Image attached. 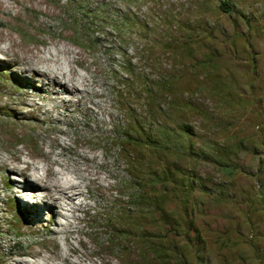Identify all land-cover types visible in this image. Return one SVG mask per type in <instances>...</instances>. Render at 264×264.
Instances as JSON below:
<instances>
[{
  "label": "rangeland",
  "instance_id": "374dc122",
  "mask_svg": "<svg viewBox=\"0 0 264 264\" xmlns=\"http://www.w3.org/2000/svg\"><path fill=\"white\" fill-rule=\"evenodd\" d=\"M225 4L228 12L220 9ZM2 34L35 49V62L50 52L62 60L55 67L68 71L69 61L78 59L76 85L89 80L101 94L86 96L79 107L80 96H73L69 112L61 101H38L49 115L30 113L42 123L31 118L17 137L0 140V160L10 158L2 150H12V141L38 151L43 141L32 138L39 124L53 159L62 153L76 177L84 174L75 161L99 176L101 191L83 182L92 208L78 212L82 223L75 231L83 233L69 243L80 256L98 264L133 253L142 264H264V0H0ZM10 46L0 37V119L13 122L16 117L3 112L21 99L26 80L33 83L25 91L45 96L61 87L12 63ZM21 73L24 81L16 77ZM138 123L143 139L157 145L121 152L116 143ZM149 168L171 175L155 205L142 198ZM36 176L27 171L24 191L16 172L0 171V264H43L24 254L30 250L57 255L61 260L48 263L63 264L68 242L59 234L60 220L35 195ZM27 207L33 231L20 226ZM129 207L132 220L126 221L119 214ZM167 223L175 231L170 235Z\"/></svg>",
  "mask_w": 264,
  "mask_h": 264
},
{
  "label": "bare ground",
  "instance_id": "6f19581e",
  "mask_svg": "<svg viewBox=\"0 0 264 264\" xmlns=\"http://www.w3.org/2000/svg\"><path fill=\"white\" fill-rule=\"evenodd\" d=\"M0 37L5 38V40L9 41L11 44L10 49L13 52V56L16 58V60L13 61L12 63L17 64L19 66L28 67L29 71L33 73V76L35 78H38L40 80L47 79L49 86L57 85L61 87V91L58 90V92H50L49 96H45L42 91L39 93L25 91V89L30 90L29 88H32L31 84L33 83L29 80H26L24 82V85L26 86L22 85L20 88V89H23L20 94L21 99L16 100V102L11 103L10 107H8V111L3 112L8 116H15L16 120L11 122L8 119H0V140H3V138L7 135L13 136L14 138L17 137V134L20 131L18 129L19 126L26 123V121L30 120L31 118L38 120V118H36L30 112H41L45 116L49 115L50 112L43 111V107L42 105L38 103V101H51V102L61 101V103L64 104V110L66 112H69V107L72 103L71 98L75 95L80 96V100L78 102L77 107L80 106L83 99L88 95H94V97H97V98L101 97L100 93H97L94 91L95 89L90 84L89 80L88 81L84 80V82H82L80 87H83V89L78 87L79 85L78 83H76L77 74H76V71L73 69L74 67H72V64L74 62L76 63L78 59L75 58L73 61L71 62L69 61V63L67 64L69 67L68 71L65 70L66 68L57 69L55 66L56 65L60 66V63L62 60L60 61V59H56V57L50 52H48L49 57L47 58L44 57L45 59L40 60V61L38 60V62H35V60H33V58L35 57V52H34L35 49H33L31 46L25 45L23 43H19L12 36L9 37V36H5L2 34L0 35ZM61 53H59V55ZM66 53L69 54V51L63 52V54L65 55ZM80 55L76 54V57L84 56L83 54L82 56ZM34 59L37 60L36 57ZM84 63H86V61ZM39 65H41L42 67H39ZM53 66L55 68H53ZM16 77L21 79L22 81L25 80L22 73L20 76L17 75ZM70 85L72 86V89L69 88ZM22 109L26 110V116L24 117L20 116L19 114L20 112H18V110H22ZM53 110H56L55 106ZM87 112L90 113V115L94 114L92 109L91 110L88 109ZM67 116L70 117L71 114ZM38 121H39V124L42 123L40 120ZM39 124L38 126L35 127V132H34L32 139H34L35 141L38 138L42 139L43 143H42V147L40 148V150L35 151L31 149L30 147H29L30 150L25 147L23 149H18L16 146L20 143V141H12V143L10 144L12 150H9V149L2 150V152H4V154L9 155L10 158L0 160V171L4 169H8L10 171L16 172L21 178H23V181L21 183L22 187L20 188L23 189L24 191L27 190V188L29 187L28 186L29 183H27L28 181L26 180L27 171L32 170L36 173L37 185L35 187V192H36L35 195H37V197L41 199L42 202L44 203L43 205L44 211L53 214L55 217V221L57 223H58L57 220H60V223L58 224L60 225V227L63 228V230L59 234L64 236L66 241L68 242V245L66 246L67 253H65V256L63 255L62 257L63 264H98L97 262H93L87 256H80L79 250L69 243H70V238H72L76 234L83 233V231L80 229L78 231H75V229L79 228L78 225L82 223V219H80L77 216L78 212L88 213L90 209L92 208V206H90L88 202H85V195L82 191L83 182L85 180L90 181L94 189L98 191H101L103 189V185L100 181L99 176L94 175L93 172L90 170V167H88V164L85 163L84 161H83V164L79 161L74 162L75 167L77 168V172L78 173L81 172L84 174L83 177H76V175L74 176L73 172L72 173L70 172L71 169L69 170L66 167L64 161L62 160L63 158L62 153L61 155L57 154L59 159H53L54 151L46 152L44 149L47 146L48 139H44L43 136L40 134ZM73 153L75 155L77 154L79 155L77 151H74ZM82 157L86 162L91 161L87 157H84V156ZM14 164H16L15 168L11 169L12 165ZM56 167L62 168L63 169L62 172H59L58 170H56ZM33 202L35 204L33 206H37V202L36 201H33ZM31 209L28 207L22 209V215H24V217L21 216V220L19 221H21V224H22V225L20 224L21 228L25 226V230L27 229V230L33 231L35 227L33 226L32 221H35V220L32 215L33 210ZM57 210H60L61 213L57 214ZM39 221H40L39 222L40 225L44 224V221L42 220V218H40ZM62 221H64L65 223H63ZM54 236L56 237V235ZM53 239H54L53 242H56L57 244V239L56 238H53ZM78 242L81 244V246L84 249H88L89 246L87 242H85L83 239H78ZM32 246L33 248H35V246L37 245L34 243ZM68 252L72 254H76L77 258H74L72 254H68ZM24 254L32 258L34 261L36 260L41 261L43 264H49L48 259L49 261L51 260L52 262L61 260L59 256L57 255L51 256V257L49 256L44 257L41 252H31V250L28 252H24ZM9 264H25V263H21L15 260V262L11 261L9 262ZM32 264H37V263H32ZM102 264H142V263L137 261L136 256L133 253L131 255L127 254L126 257L122 258L121 261L117 263L113 262L110 258L103 257Z\"/></svg>",
  "mask_w": 264,
  "mask_h": 264
},
{
  "label": "trees",
  "instance_id": "16d2710c",
  "mask_svg": "<svg viewBox=\"0 0 264 264\" xmlns=\"http://www.w3.org/2000/svg\"><path fill=\"white\" fill-rule=\"evenodd\" d=\"M220 9H222L224 12H228L229 9H228V5L225 4V5H221L220 6ZM126 66V64L124 65ZM136 126V125H135ZM129 127V131H124L122 133V139H119L118 142L116 143V145L120 148V151L123 152V153H127L128 151V154L129 153H135L136 150H145L146 148H144V145L146 142H148V145L153 148L155 145H157L156 143L154 144V141H152L151 138L145 140L143 139V130L141 128V123H138V127ZM121 142V143H120ZM148 148V147H147ZM129 156H132L129 155ZM133 160L132 157H129V161ZM147 176H146V179L145 182L147 184V188L144 187V193H142V198L143 200L147 203V204H150L152 203L153 205L155 204H158V198L159 196L161 195V199L165 198L166 196V192H163L161 193V186L163 185V183L166 181H169L170 178H171V175L170 173L167 171L165 172V175H163V177L160 176L159 173L157 172H154L152 171L150 168L147 170ZM162 174H164L162 172ZM192 176H193V173H192ZM188 177L187 173H185V178ZM171 183L172 180H171ZM131 184H132V189H134L136 187V183L134 180L131 181ZM264 187V185H263ZM170 200V198L168 199ZM167 200V201H168ZM133 208V207H132ZM131 207L127 208L128 210H126L125 208L121 210L122 214L119 216L121 218H123L124 216V220L126 221H131L132 218L131 217V210H132ZM121 218H119L118 220H121ZM163 218H165L163 216ZM108 222L111 224L112 222H116V219H108ZM163 222H165V220L163 219ZM165 227H166V232H167V235L169 234H172L174 231V229L172 228L171 224L167 223L165 224ZM168 229V230H167ZM119 236L123 237L125 240L127 238V233L126 232H119ZM158 254V253H156Z\"/></svg>",
  "mask_w": 264,
  "mask_h": 264
}]
</instances>
